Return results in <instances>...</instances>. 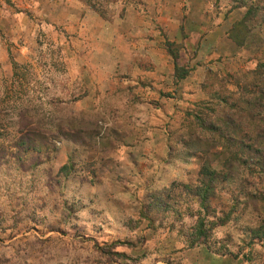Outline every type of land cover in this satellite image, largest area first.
<instances>
[{
	"label": "rangeland",
	"instance_id": "1",
	"mask_svg": "<svg viewBox=\"0 0 264 264\" xmlns=\"http://www.w3.org/2000/svg\"><path fill=\"white\" fill-rule=\"evenodd\" d=\"M261 92L264 0H0V264H264Z\"/></svg>",
	"mask_w": 264,
	"mask_h": 264
},
{
	"label": "trees",
	"instance_id": "2",
	"mask_svg": "<svg viewBox=\"0 0 264 264\" xmlns=\"http://www.w3.org/2000/svg\"><path fill=\"white\" fill-rule=\"evenodd\" d=\"M258 67H262V66H258ZM242 92H243L242 95H239V97L237 99H230V101H224V106L227 107V113H228L227 115L219 116V115H222V113L218 111V112H216L212 115H209V116L206 113H201L202 115L196 116L198 118L199 127H200V131H201L202 135L203 136H209V138H210L209 141H206V144H208V148L206 150H203V151H207L210 148L218 146L217 143L219 141V138L220 137L222 138V136H223L222 129L226 128V124H227L226 118H228L229 115L231 114L229 112V109H235L236 106L240 107V106L244 105L245 108H241V109L239 108L241 111L239 118L242 121H244L245 118L247 117L246 109L251 107V105L254 103V99L249 101L247 98V95H249V94L245 95V92L244 91H242ZM262 93L264 96V92H261L260 94H262ZM259 105H260V107H262L263 104L261 105V103H260ZM249 119L253 120V117H249ZM232 129H233L234 133H240L241 132V130L239 129V126L237 128H235V126H234V127H232ZM260 134L253 135L251 142H253L255 144H260L262 142V138H260L261 137ZM199 141H200V139L198 138L196 140V142H199ZM191 147L193 149H196L195 144H192ZM197 151H199V150H196L195 152L197 153ZM258 158H260V157H258ZM235 163H239V162L237 160H235L234 158H231L232 168H233V164H235Z\"/></svg>",
	"mask_w": 264,
	"mask_h": 264
}]
</instances>
